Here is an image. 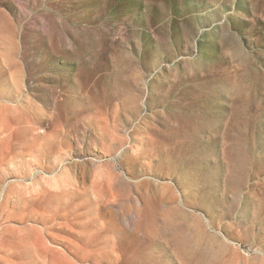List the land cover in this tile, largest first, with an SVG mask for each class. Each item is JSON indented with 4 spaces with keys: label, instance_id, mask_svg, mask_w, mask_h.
Instances as JSON below:
<instances>
[{
    "label": "rangeland",
    "instance_id": "1",
    "mask_svg": "<svg viewBox=\"0 0 264 264\" xmlns=\"http://www.w3.org/2000/svg\"><path fill=\"white\" fill-rule=\"evenodd\" d=\"M0 264H264V0H0Z\"/></svg>",
    "mask_w": 264,
    "mask_h": 264
}]
</instances>
